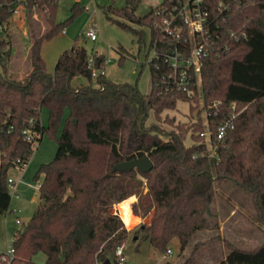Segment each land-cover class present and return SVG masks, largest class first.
I'll return each mask as SVG.
<instances>
[{
  "label": "trees",
  "instance_id": "1",
  "mask_svg": "<svg viewBox=\"0 0 264 264\" xmlns=\"http://www.w3.org/2000/svg\"><path fill=\"white\" fill-rule=\"evenodd\" d=\"M139 1L126 0L123 7L108 10L124 19L117 23L130 29L139 43L141 27L149 26L151 48L162 38L153 26L155 10L169 0L141 16L135 14ZM217 1L210 0L211 6ZM230 1L231 12L220 29L225 33L245 24L247 37L203 59L201 90L193 98L165 88L152 64L148 93L136 83H117L104 74L93 77L89 58L98 62V68L103 58L89 55L83 46L61 52L48 72L42 44L63 29L74 11L58 22L57 0L23 1L31 37V69L23 79L10 78V41L0 39V215L11 201L8 170L28 162L43 133L56 140L57 148L52 160L35 172L40 180L36 209L11 242L17 264H115V249L130 232L165 253L176 238L183 251L198 231L210 228L216 184L227 181L251 195L264 228V0ZM14 2L0 0V25L12 17ZM35 10L45 24L42 32L33 17ZM79 75L88 83L74 86L72 79ZM200 98L211 142L220 122L235 113L232 127L211 156L200 135L205 128L200 114L193 127L178 124L165 130L156 122L147 123L151 114L158 119L178 100ZM43 107L48 109L46 125L40 120ZM65 109L68 114L57 135ZM188 136L191 144L186 143ZM145 155L153 163L148 172L112 171L120 161ZM114 204L118 213L112 210ZM138 216H148V222L137 224ZM196 245L180 264H200ZM227 247L220 264H264V241L250 250L230 243ZM38 253L45 255L44 263L33 261Z\"/></svg>",
  "mask_w": 264,
  "mask_h": 264
},
{
  "label": "rangeland",
  "instance_id": "2",
  "mask_svg": "<svg viewBox=\"0 0 264 264\" xmlns=\"http://www.w3.org/2000/svg\"><path fill=\"white\" fill-rule=\"evenodd\" d=\"M162 1L140 0L137 3L135 14L144 15L150 8ZM125 4L126 0H57L56 21L65 20L73 11L74 14L56 36L42 44L41 55L45 60L47 71H53L61 52L72 45L83 46L89 55L102 56L100 67L96 69L98 72L102 71L108 79L117 83H136L142 93H148L151 88L150 28L147 25L141 27V42L139 43L137 36L130 29L120 26L117 21L124 19L111 13L108 7L121 8ZM33 17L37 22V29L42 32L45 24L38 10L34 11ZM92 23L96 28L97 38L95 40H91L86 35L88 26ZM128 24L136 27L133 23ZM8 28L0 31V39L7 37L10 41V56L7 63L9 76L13 79H23L31 69L28 57L31 37L25 18L23 23L18 19H13L12 22H9ZM87 83L84 76L79 75L72 79L74 86H83ZM67 114L68 110L65 109L57 135L62 130ZM198 114L205 125L203 131H207V113L201 98L198 102L178 100L174 109L163 110L158 119H155L151 114L147 123L156 122L165 130L175 129L178 124L193 127ZM40 120L44 125L48 122L46 107L40 111ZM205 137L207 139V136ZM186 143H192L189 136ZM56 148V140L48 133H43L35 144L33 154L25 166H16L8 170V176L14 178L16 183L19 179L16 185L19 197H16L13 194V189L8 186L11 194L9 209H15V211L8 210L0 215V251H6L10 247L16 230L21 228L35 211L40 180L35 179L34 175L40 164L52 160ZM211 209L212 213L220 214V225L214 228L213 225L216 223L217 217L208 218L210 228L198 231L183 251H180L176 238L169 244L171 253L167 254L155 249L146 240L139 237L140 240L137 244L134 241L133 232H130L123 243L127 264H178L189 255L196 243L195 257L200 264H220L228 251L227 243L250 250L264 241V228L257 221L251 195L233 182L216 184V193L211 203ZM112 210L118 213L115 204L112 206ZM146 217L147 221L148 216ZM16 218H19L21 222L17 223ZM141 220L138 216L137 222L140 223ZM124 233L126 232L124 231ZM33 261L44 263L45 255L38 253L33 257Z\"/></svg>",
  "mask_w": 264,
  "mask_h": 264
},
{
  "label": "built area",
  "instance_id": "3",
  "mask_svg": "<svg viewBox=\"0 0 264 264\" xmlns=\"http://www.w3.org/2000/svg\"><path fill=\"white\" fill-rule=\"evenodd\" d=\"M23 1L15 0L11 8L12 17L22 23L25 18ZM231 9L230 0H218L214 6H211L210 0H169L156 8L153 26L160 31L162 38L160 42H153L149 63L153 65L155 76L163 82L165 88L178 91L189 98L195 97L201 90L203 59L210 54L219 55L228 50L232 43L246 39L245 24L228 29L225 33L221 31L220 22L225 21ZM2 29H6L5 25H0V31ZM86 35L91 40L97 38L94 23L88 26ZM95 63L93 57H90L88 67L93 77L103 74L102 71L96 70L99 68ZM231 107L234 109L235 104L232 103ZM234 116L235 113H231L216 127L214 142H211L209 130L200 132L204 138L207 136L208 141L205 139V143L210 156L215 153L216 143L221 141L227 129L232 127ZM24 166L25 164H22L19 167ZM8 186L13 189V194L19 197L15 182L10 177ZM16 222L21 221L17 218ZM123 247L124 244H121L115 249L116 264H127ZM166 253L170 254L171 249ZM14 256V249L10 245L6 251L1 252V264H17Z\"/></svg>",
  "mask_w": 264,
  "mask_h": 264
},
{
  "label": "water",
  "instance_id": "4",
  "mask_svg": "<svg viewBox=\"0 0 264 264\" xmlns=\"http://www.w3.org/2000/svg\"><path fill=\"white\" fill-rule=\"evenodd\" d=\"M74 123H76L75 120ZM152 166L153 163L151 159L147 155H145L141 157H135L130 160L120 161L112 167V171H125V170L138 169L142 172H148L149 170L152 169Z\"/></svg>",
  "mask_w": 264,
  "mask_h": 264
},
{
  "label": "crops",
  "instance_id": "5",
  "mask_svg": "<svg viewBox=\"0 0 264 264\" xmlns=\"http://www.w3.org/2000/svg\"><path fill=\"white\" fill-rule=\"evenodd\" d=\"M13 19H16V17H12L9 21H8V23L5 25V27H6V29L9 27V22H12V20ZM17 20V19H16ZM12 24V23H11ZM9 29V28H8ZM8 32V31H7ZM9 33V32H8ZM11 178V177H10ZM13 179V181L15 182V187H16V185H17V183H18V181H19V179H17V183H16V180L14 179V178H12ZM18 193V192H17ZM131 202H133V201H131ZM131 209V208H130ZM10 211H12V212H14L15 211V209H9ZM212 210V209H211ZM213 216H214V218L215 217H217V221H216V223H217V225L219 226L220 225V214L218 213V212H214L213 213ZM141 218V217H140ZM146 218L147 217H144V218H141L142 220L140 221V223L141 222H145V223H147L148 222V220L146 221ZM17 219V218H16ZM137 224H139V222L137 223ZM136 224V225H137ZM131 235V234H130ZM140 239L139 238H134V241H136L137 242V244H138V241H139ZM136 244V245H137ZM0 252H2V251H0ZM223 259V258H222ZM108 263V262H107ZM181 263V261L180 262H178V264H180ZM108 264H110V263H108Z\"/></svg>",
  "mask_w": 264,
  "mask_h": 264
},
{
  "label": "clouds",
  "instance_id": "6",
  "mask_svg": "<svg viewBox=\"0 0 264 264\" xmlns=\"http://www.w3.org/2000/svg\"><path fill=\"white\" fill-rule=\"evenodd\" d=\"M129 199H131L132 201H135V200H136V197L133 196V197H131V198H129Z\"/></svg>",
  "mask_w": 264,
  "mask_h": 264
}]
</instances>
